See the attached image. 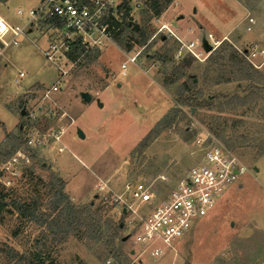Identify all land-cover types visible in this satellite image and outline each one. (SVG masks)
Instances as JSON below:
<instances>
[{"label": "rangeland", "instance_id": "obj_1", "mask_svg": "<svg viewBox=\"0 0 264 264\" xmlns=\"http://www.w3.org/2000/svg\"><path fill=\"white\" fill-rule=\"evenodd\" d=\"M139 1L141 8L132 13V19L143 26L146 40L141 42L136 34L126 29L124 34L129 39L128 44L126 39L123 43L117 41V45H107L100 51L95 60L81 62L69 74L68 81L62 83V96L69 105V116H62L63 108V111L59 110L43 100L41 93L35 92L42 89L40 83L51 84L57 74L38 47L24 40L18 46L5 49L0 57V167L23 145L27 133L24 125L58 131L68 127L72 118L76 122L68 128L63 140L75 152L95 159L109 153L123 156L113 173L116 182L112 189L97 188L90 201L93 209L101 211L103 219L112 221V227L121 224L119 236L128 235L125 241L115 240L113 250L118 259L114 260L113 253L102 242L90 243L80 236H68L62 242H54L45 235L43 226L17 213L11 204L14 199L35 202L38 209L49 206L52 189L48 179L53 170L42 156V150H38L32 152L31 163L21 169L23 176L7 174L0 177L1 180L11 179L8 186L0 180V194L7 203L0 209V264H12L6 254L7 247L33 258L34 264H108V260L110 264H260L264 255V155L259 158L257 152L264 143V98H249L244 104L225 105L227 97L249 93L248 89L244 90L246 82L233 80L224 61L198 60L185 48L174 57L180 42L166 36L164 42L161 34L155 35L163 18L154 21L152 17L144 22V9L149 0ZM258 1L173 0L166 12V20L176 29L182 25V29L175 32L183 41L201 39L206 32L222 39L215 35L216 30H221L239 15L234 5L241 6L245 14L251 13L256 25L264 26V0L256 9ZM38 3L39 0H0V16L12 24H21L24 19L16 10L35 7ZM180 15L184 18L179 19ZM189 26L196 30L189 34L184 30ZM225 36L240 48L247 44L241 28H232ZM126 45H130L129 49L142 47V50L136 62H128L123 72L121 63L126 59L123 51ZM165 46L175 47L172 56L165 62L156 60L155 54L162 53ZM177 65L185 75L179 76L175 72ZM19 71L25 76L15 82ZM191 74L195 75L196 89L201 91V95H195L214 97L215 104L210 108L178 106L179 109L173 111L176 107L174 92L182 83H188ZM24 90L32 91L36 97L33 108L42 105L33 110L35 116L28 115ZM83 93H89L91 100L85 101ZM22 110L23 117L20 115ZM5 130L22 141L10 155H4L10 148ZM79 131L84 134L83 138L78 136ZM207 133L221 142L239 144L234 151L247 171L187 235L167 247L162 256H150L132 242L127 215H120L111 208L104 197H109L111 191L121 193L126 182H153L166 193L201 157L202 148L197 139ZM145 137L149 139L142 146ZM161 175L167 180L161 181Z\"/></svg>", "mask_w": 264, "mask_h": 264}, {"label": "built area", "instance_id": "obj_2", "mask_svg": "<svg viewBox=\"0 0 264 264\" xmlns=\"http://www.w3.org/2000/svg\"><path fill=\"white\" fill-rule=\"evenodd\" d=\"M139 8V0H129L127 18H132V13ZM16 12L24 19L23 23L12 24L0 16L3 22V28H0V55L5 49L18 46L24 40L38 47L57 71L55 80L42 90L41 97L59 110L62 107L57 104L53 94L61 88L66 77L85 61L86 53L100 52L107 45H117V41L119 43L123 39L128 44L129 39L124 34V0H39L37 6L18 8ZM154 21L159 20L154 17ZM255 25V17L246 13L243 18L244 30L252 32ZM156 34H161L163 39L165 36L173 37L180 42L174 57H178L181 49L185 48L194 58L204 60L222 41L227 40L255 68H260L264 62L263 40L248 42L240 48L226 36L216 39L211 32H206L201 39L183 41L164 22L159 23ZM77 46L83 48L78 54ZM206 46H210L209 51ZM141 50L142 47L123 50L126 55L121 63L123 72L128 62H136ZM23 74V71L19 72V76ZM33 104L26 106L29 116H35L33 110L42 107L39 104L33 108ZM63 115L69 116L64 111ZM26 128L24 125L23 129L27 133L23 145L2 164L0 177L7 174L23 176L21 169L31 163L32 152L48 148L53 142H60L62 130ZM197 141L202 148L201 157L184 171L166 193L153 182H126L121 193L109 190L111 195L104 197L111 208L120 215H127L132 242L150 256H162L167 247H172L174 242L187 235L210 212L224 192L247 171L236 152L215 136L207 133ZM159 178L161 181L167 180L163 175ZM1 182L8 186L11 179L6 178ZM131 252L134 253V250ZM107 262L110 264L109 260ZM260 264H264V255Z\"/></svg>", "mask_w": 264, "mask_h": 264}, {"label": "trees", "instance_id": "obj_3", "mask_svg": "<svg viewBox=\"0 0 264 264\" xmlns=\"http://www.w3.org/2000/svg\"><path fill=\"white\" fill-rule=\"evenodd\" d=\"M128 1L129 0H124V8L126 9L125 27L133 34H136L141 42H144L147 36L143 26L139 25L138 30H135L130 24L133 19L131 17L127 18ZM171 2L172 0H149L147 9H144L146 14L143 18L144 22L149 21L152 17L160 16ZM123 40L121 43L124 42ZM164 42H166V40H164ZM129 47L130 45H126V49H129ZM82 50L83 48L81 46L76 47L77 54ZM174 50L175 47L165 46L164 51L162 53H156L154 58L158 61L165 62L170 59ZM98 55V51H90L84 55V59L85 61H93ZM206 60L207 62L214 63L224 61L231 72L233 80L246 82L244 90L248 89L249 93L244 96L238 94L229 96L224 101L225 105L234 106L244 104L249 98H264V74L258 68L251 65L230 42L226 40L222 41L221 44L208 55ZM174 69L179 76L185 75L181 66L177 65ZM187 80L188 83H182L174 92L176 109L174 108L173 111L178 110V106L210 108L215 104L214 97L206 98L195 95V93L201 95V91L196 89L197 82L195 81L194 74L189 75ZM194 90L196 92H193ZM24 96L27 98L29 95L24 94ZM20 115L21 117L24 116L21 112ZM4 135L10 146L9 150L4 155H10L22 141L19 136L6 130ZM148 139L149 137H145L141 141V145L145 146ZM222 142L233 150L239 145L237 143H230L226 140ZM262 144L263 146L259 147L257 152L259 157L264 154V143ZM42 167L46 168V165L42 163ZM48 185L51 187L52 193L49 199V206L46 207V209H38L35 202L25 203L21 200L14 199L11 201V204L16 209L17 213L35 224L43 226L45 228V235L49 236L54 242H62L68 236H80L90 243L102 242L106 247H109V252L113 253L114 260H117L118 255L113 248L116 239L120 242L122 241L123 237L118 235L121 230V224L117 223L112 227V221L103 219L101 211L93 209V203L75 204L64 191V180L53 171L49 173ZM6 205L7 203L3 201V197L0 194V209ZM6 254L9 260L12 261V264H34L33 258L19 253L13 247H7Z\"/></svg>", "mask_w": 264, "mask_h": 264}, {"label": "crops", "instance_id": "obj_4", "mask_svg": "<svg viewBox=\"0 0 264 264\" xmlns=\"http://www.w3.org/2000/svg\"><path fill=\"white\" fill-rule=\"evenodd\" d=\"M172 3L173 0L171 4ZM261 3H262L261 0H259L256 9ZM170 5L162 12L160 16H157V18L158 20H160V18H163L162 21L167 23L174 31H176L180 29L182 25L179 24L178 29H176L173 27V25L170 22L166 20L168 18L166 12L170 7ZM234 7L237 12H240L239 15L232 18V20L229 21V23L221 30H216L215 35L223 38L227 33H229V31L232 28L237 27V28H241L242 37L247 41V43L254 40L264 41V26L262 24H259L256 25L254 31L246 32L243 28V18L245 13H243L241 6L234 5ZM178 17L179 19L184 18L183 15H180ZM184 30L189 33L195 31L196 28L194 26H189L188 29L186 28ZM3 54L0 55V57L3 56ZM258 69L264 74V62L262 63L261 67ZM19 72L15 77V82H18L20 78L25 76V73L23 74V76H19ZM66 81H68V77H66L64 82ZM40 84H41L40 88L42 89L40 91L36 90L35 92L37 93H42V90L50 85V84L47 85L45 83H40ZM62 88L64 87L61 86V88L53 94V98L56 100L57 104L60 105L67 113L69 112L70 108L68 103H65L66 99L62 96L63 95ZM23 92H25V94H29V96L24 99L26 105L35 103L36 97L33 96L32 91L24 90ZM72 119L73 122L70 125H68V127L66 128L63 127L61 129L62 132L60 135V142H53L50 147L43 149L42 156L45 158V160H47V163L50 164L51 169L64 180L65 182L64 191L68 194L70 199L75 204H84L91 201V199L96 195V191L97 188H99V186L112 189V187L116 182V179L113 178V173L115 172L119 163L123 161V156L120 158L111 155L109 153L100 158L96 156L95 159V157H86V156L84 157L80 153L78 154L77 152H75L72 148H70L67 142L63 140V135L66 133L68 128L76 122L74 118ZM17 121L16 123H14V126L17 124ZM226 194H223L218 201L224 198Z\"/></svg>", "mask_w": 264, "mask_h": 264}, {"label": "water", "instance_id": "obj_5", "mask_svg": "<svg viewBox=\"0 0 264 264\" xmlns=\"http://www.w3.org/2000/svg\"><path fill=\"white\" fill-rule=\"evenodd\" d=\"M130 24L135 28V30H138L139 28V24L137 22L131 21ZM206 50L209 51L210 50V46H206ZM83 98L85 101H90L91 100V96L89 93H83L82 94ZM21 113H24V110L21 111ZM78 136L83 138L84 134L82 133V131L78 132ZM124 241L128 239V235L124 236L122 238Z\"/></svg>", "mask_w": 264, "mask_h": 264}, {"label": "clouds", "instance_id": "obj_6", "mask_svg": "<svg viewBox=\"0 0 264 264\" xmlns=\"http://www.w3.org/2000/svg\"><path fill=\"white\" fill-rule=\"evenodd\" d=\"M0 25H2V28H3V22L2 21H0Z\"/></svg>", "mask_w": 264, "mask_h": 264}, {"label": "snow or ice", "instance_id": "obj_7", "mask_svg": "<svg viewBox=\"0 0 264 264\" xmlns=\"http://www.w3.org/2000/svg\"><path fill=\"white\" fill-rule=\"evenodd\" d=\"M0 28H2V25H0Z\"/></svg>", "mask_w": 264, "mask_h": 264}]
</instances>
